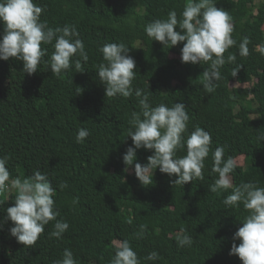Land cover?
<instances>
[{
	"label": "trees",
	"instance_id": "1",
	"mask_svg": "<svg viewBox=\"0 0 264 264\" xmlns=\"http://www.w3.org/2000/svg\"><path fill=\"white\" fill-rule=\"evenodd\" d=\"M34 2L44 7L41 20L49 26L75 25L88 61H82V72L73 64L55 76L44 65L28 75L22 72V61L0 60V156L10 157L9 183L37 169L48 174L56 188L57 220L67 221L69 228L62 238L52 237L53 220L33 247L18 243L10 235L14 225L5 220L4 211L14 205L15 193H0V264H54L65 248L73 252L76 264H108L114 242L125 239L141 264H242L229 251L233 234L248 212L242 204H223L231 188L220 195L209 191L208 186L218 177L211 171V152L205 160L203 180L183 187L173 185L170 181L176 176L169 177L157 168L153 184L143 186L134 173L124 171L122 159L132 145L127 134L132 113L140 111L138 100L134 95L106 97L95 70L103 60L99 47L124 43L136 61L133 86L148 90L149 85L153 106L184 103L189 132L201 126L211 134L213 151L223 146L225 159L242 157L230 174L233 188L241 182L264 187V56L255 51V45L264 42V0H217L216 7L232 18V37L237 44L224 53L225 58L229 53L236 55V61L226 59L212 93L202 87L208 64L181 63L180 49L185 42L167 48L144 31L146 24L167 18L171 10L180 19L188 0ZM175 30L181 31L178 26ZM243 37L250 40L247 57L238 52ZM42 47L48 48L49 55L53 51L51 45ZM237 64L242 67L232 77ZM78 86L80 93H76ZM79 128L90 132L83 144L75 140ZM152 154V150L138 149L134 163L143 165ZM185 154L186 150L177 152L178 156ZM62 184L67 187L61 188ZM76 197L78 203L73 204ZM140 225L147 228L137 237ZM181 228L193 237L190 247L177 246L175 235ZM152 251L160 258L146 261Z\"/></svg>",
	"mask_w": 264,
	"mask_h": 264
},
{
	"label": "clouds",
	"instance_id": "2",
	"mask_svg": "<svg viewBox=\"0 0 264 264\" xmlns=\"http://www.w3.org/2000/svg\"><path fill=\"white\" fill-rule=\"evenodd\" d=\"M217 0H188L177 17L175 10L169 11L167 18L155 19L145 25L144 31L148 38L159 41L164 47L170 48L179 42H185L181 51V63L208 64L203 71L202 87L208 92L215 91L217 82L221 80V67L226 59L235 63L236 55L224 53L237 44L232 37L234 25L229 13L216 7ZM45 9L34 0H0V24L3 33L0 34V60L10 58L22 61V72L32 75L44 65L50 69L52 75L59 76L62 72L74 67L83 70V62L88 61V53L80 39V33L75 25L51 27L46 20H41ZM179 27L181 31L175 29ZM250 40L243 37L238 45L241 57L249 55ZM53 51L49 55L48 48ZM130 48L124 43L109 42L99 47L103 60L96 66L99 81L105 86V96L108 98H130L133 95L138 100L139 112H133L129 123L127 136L132 139L122 159L127 166L134 165V174L143 186L153 183L154 170L159 168L161 173L176 179L173 185L184 186L186 183L204 179L203 169L205 160L211 152L213 173L218 174L214 183L208 186L211 193L220 195L222 191L232 189L223 204L226 207H239L241 204L248 214L241 220L242 226L233 234L229 255H236L242 264H264V187L252 182H241L233 188L230 174L238 167L232 156L224 158L225 149L217 146L212 150L211 134L201 126H195L189 132V114L182 102H175L170 107L165 103L155 106L150 101L152 92L133 86L136 75V61L128 55ZM255 51L264 56V42L255 45ZM48 57L45 60V57ZM74 57H77L73 60ZM82 58V60H81ZM242 64H237L231 70V76L237 77ZM78 86L77 92L80 93ZM90 132L79 128L75 136L77 143L83 144ZM152 150L147 157V163L136 161L138 149ZM179 150H186V154L178 156ZM9 156H0V193L14 192V205L7 207L5 220H11L10 235L18 243L26 247H33L45 230V226L56 221L54 231L50 236L57 239L68 230L67 221L57 220L59 215L55 209L53 187L47 173L35 170L21 179L19 176L9 183L10 172L7 167ZM67 187L66 184L60 185ZM73 204L78 203V197ZM3 204V202H0ZM147 226L140 225L137 237L143 236ZM177 246L190 247L193 237L184 228L175 235ZM239 240L237 245L236 241ZM114 254L108 264H141L137 252L130 242L118 240L114 242ZM159 253L150 252L146 261L155 262ZM54 264H76L73 252L65 248L62 258Z\"/></svg>",
	"mask_w": 264,
	"mask_h": 264
},
{
	"label": "rangeland",
	"instance_id": "3",
	"mask_svg": "<svg viewBox=\"0 0 264 264\" xmlns=\"http://www.w3.org/2000/svg\"><path fill=\"white\" fill-rule=\"evenodd\" d=\"M243 85H245V84H243ZM246 85H248V84H246ZM237 162L241 163L242 162V157H238L237 158ZM128 170H129L130 173H134V168H129Z\"/></svg>",
	"mask_w": 264,
	"mask_h": 264
}]
</instances>
